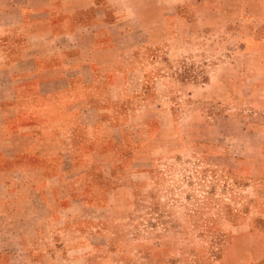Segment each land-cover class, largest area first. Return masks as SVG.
<instances>
[{
    "label": "rangeland",
    "instance_id": "374dc122",
    "mask_svg": "<svg viewBox=\"0 0 264 264\" xmlns=\"http://www.w3.org/2000/svg\"><path fill=\"white\" fill-rule=\"evenodd\" d=\"M128 2L119 162L49 195L22 264H264V0Z\"/></svg>",
    "mask_w": 264,
    "mask_h": 264
},
{
    "label": "crops",
    "instance_id": "0c3cea01",
    "mask_svg": "<svg viewBox=\"0 0 264 264\" xmlns=\"http://www.w3.org/2000/svg\"><path fill=\"white\" fill-rule=\"evenodd\" d=\"M129 5L0 0V264H22L66 179L70 201L82 198L76 168L108 172L119 162L111 88L124 75L120 45L130 31L121 24L140 17ZM18 186L26 195L15 200Z\"/></svg>",
    "mask_w": 264,
    "mask_h": 264
}]
</instances>
